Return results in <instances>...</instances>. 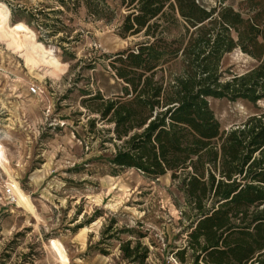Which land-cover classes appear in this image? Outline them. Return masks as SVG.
<instances>
[{"label": "rangeland", "instance_id": "374dc122", "mask_svg": "<svg viewBox=\"0 0 264 264\" xmlns=\"http://www.w3.org/2000/svg\"><path fill=\"white\" fill-rule=\"evenodd\" d=\"M65 1L66 6L62 0H0L10 10V25L27 23L35 41L57 48L67 65L59 77L45 74L0 38V145L8 161L0 162V264H62L51 239L63 244L71 264H131L120 251L130 234L104 241L113 221L118 230L132 228L145 236L142 242L151 250L146 264H178L174 249L167 248L186 238L177 184L171 174L154 179L133 169L115 172L106 162L114 146L104 142L112 126L102 121L92 130L90 121L99 116L82 103L87 92L121 94L110 62L143 37L120 34L127 15L120 0H106L111 21L89 14L81 0ZM222 2L237 8L239 0H201L206 8ZM182 31L172 28L168 36ZM255 65L240 50L224 60V69L237 74ZM209 102L224 131L264 110V100ZM14 181L36 215L18 206Z\"/></svg>", "mask_w": 264, "mask_h": 264}, {"label": "trees", "instance_id": "16d2710c", "mask_svg": "<svg viewBox=\"0 0 264 264\" xmlns=\"http://www.w3.org/2000/svg\"><path fill=\"white\" fill-rule=\"evenodd\" d=\"M80 3L94 17L113 18L106 0ZM120 3L127 9L120 34L143 40L110 62L121 94L87 92L82 102L99 116L92 130L102 121L112 126L104 142L114 152L106 162L115 172L171 174L184 201L178 207L186 238L167 245L178 264H264V110L224 131L209 102L264 100V0H239L237 8L223 2L206 8L201 0ZM178 26L179 36H168ZM235 50L256 65L242 74L224 69ZM114 224L104 241L130 234L120 245L123 259L146 264L145 236Z\"/></svg>", "mask_w": 264, "mask_h": 264}, {"label": "bare ground", "instance_id": "6f19581e", "mask_svg": "<svg viewBox=\"0 0 264 264\" xmlns=\"http://www.w3.org/2000/svg\"><path fill=\"white\" fill-rule=\"evenodd\" d=\"M10 10L0 3V38L22 52L27 63L32 67H37L54 77H59L67 65L62 63L58 56L59 50L53 47H46L44 44L35 41L34 30L25 22H18L14 25L9 24ZM8 164L3 154V147L0 145V162ZM13 189L17 196L18 206L36 215L35 207L30 198L23 192L17 182L14 181ZM86 229H83L85 232ZM51 244L57 252L62 264H71L63 244L57 239H51Z\"/></svg>", "mask_w": 264, "mask_h": 264}, {"label": "built area", "instance_id": "2783aa9c", "mask_svg": "<svg viewBox=\"0 0 264 264\" xmlns=\"http://www.w3.org/2000/svg\"><path fill=\"white\" fill-rule=\"evenodd\" d=\"M30 91H31V93L32 94H37V92H38V90H37V88L36 87H32L31 89H30Z\"/></svg>", "mask_w": 264, "mask_h": 264}]
</instances>
